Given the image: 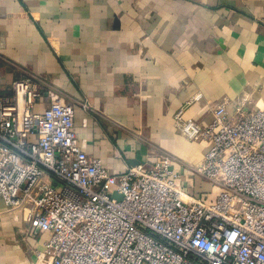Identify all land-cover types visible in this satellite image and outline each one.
Segmentation results:
<instances>
[{"label":"crops","instance_id":"1","mask_svg":"<svg viewBox=\"0 0 264 264\" xmlns=\"http://www.w3.org/2000/svg\"><path fill=\"white\" fill-rule=\"evenodd\" d=\"M29 74L74 106L78 145L110 173L172 156L189 174L211 145L176 114L264 110V0H0V97ZM47 238L0 201V264H32Z\"/></svg>","mask_w":264,"mask_h":264},{"label":"built area","instance_id":"2","mask_svg":"<svg viewBox=\"0 0 264 264\" xmlns=\"http://www.w3.org/2000/svg\"><path fill=\"white\" fill-rule=\"evenodd\" d=\"M211 112L208 126L175 116L211 145L189 174L172 156L112 174L78 145L72 104L42 78L15 80L0 97V201L48 235L32 264H264V110Z\"/></svg>","mask_w":264,"mask_h":264},{"label":"rangeland","instance_id":"3","mask_svg":"<svg viewBox=\"0 0 264 264\" xmlns=\"http://www.w3.org/2000/svg\"><path fill=\"white\" fill-rule=\"evenodd\" d=\"M192 143V142H191Z\"/></svg>","mask_w":264,"mask_h":264}]
</instances>
